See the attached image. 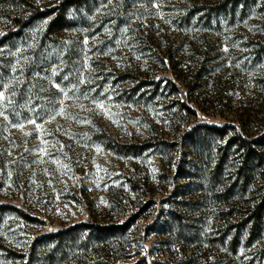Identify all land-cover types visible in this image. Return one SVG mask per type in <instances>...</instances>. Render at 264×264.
<instances>
[{"label":"rangeland","instance_id":"374dc122","mask_svg":"<svg viewBox=\"0 0 264 264\" xmlns=\"http://www.w3.org/2000/svg\"><path fill=\"white\" fill-rule=\"evenodd\" d=\"M66 8L61 28L43 15L0 46V264H41L57 243L34 239L69 227L57 264H93L88 223L125 226L113 264H264V218L252 237L215 195L237 180L229 140L264 132V0ZM225 122L238 130L209 128ZM253 179L242 210L264 193Z\"/></svg>","mask_w":264,"mask_h":264},{"label":"trees","instance_id":"16d2710c","mask_svg":"<svg viewBox=\"0 0 264 264\" xmlns=\"http://www.w3.org/2000/svg\"><path fill=\"white\" fill-rule=\"evenodd\" d=\"M77 0H64L58 6L46 11H41L39 7L35 6L32 0H0V31L3 29L1 23L6 20L5 30L0 32V46L5 40L12 38L13 35H19L22 30L27 27L31 22L41 16H52L48 23L49 29L61 28L65 21L66 7L75 3ZM242 0H229V3L234 7L240 4ZM245 1V0H243ZM198 82V78H195ZM198 86H194L192 91H196ZM213 95L210 98L205 96L204 101H213ZM196 128V125L192 129ZM217 136L223 138L229 129H237L238 125L230 122H225L219 125L210 126ZM238 130V129H237ZM237 146L235 152L238 163L234 167V175L237 178L234 184L230 185L227 190H222L220 193L215 194L217 201L223 204L225 208L220 214L224 221L233 220L234 218L241 219V222L236 224L247 225L252 237L261 234L262 222L264 218V193L254 203L249 202L248 207L242 210L239 206V201L246 195V188L249 183L262 174L264 177V132L256 134V138H249L243 133L238 136H233L226 148ZM220 150V149H219ZM225 150V149H224ZM221 151V150H220ZM224 151L218 152L220 157H224ZM231 155V154H230ZM219 168V165H217ZM219 175L215 176L216 184H218ZM251 203V204H250ZM89 227L93 230L90 240L84 244L85 254L88 257H93V264H113L111 253L115 250L116 253H121L122 248L116 245L119 241L121 233L125 231V226L120 224H94L88 223ZM226 227H231V224H226ZM75 227L60 228L54 231L47 232L38 236L33 241V246L37 242L42 243L43 238H53L57 245L53 250V243L48 244L47 241L43 243V257L40 261L41 264H57L58 260L61 262L65 259L67 250H74L78 241L74 232ZM50 240V239H49ZM44 242V241H43ZM94 248H91V247ZM117 255V254H116ZM62 259V260H61ZM90 258H88L89 260ZM33 255L29 256L24 264H33Z\"/></svg>","mask_w":264,"mask_h":264}]
</instances>
